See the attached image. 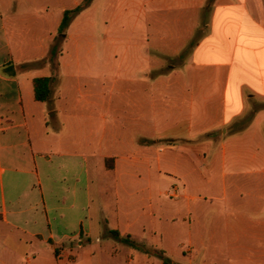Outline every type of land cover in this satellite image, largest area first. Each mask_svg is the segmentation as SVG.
Returning <instances> with one entry per match:
<instances>
[{
	"label": "crops",
	"instance_id": "crops-1",
	"mask_svg": "<svg viewBox=\"0 0 264 264\" xmlns=\"http://www.w3.org/2000/svg\"><path fill=\"white\" fill-rule=\"evenodd\" d=\"M83 2L0 0V264H263L264 0Z\"/></svg>",
	"mask_w": 264,
	"mask_h": 264
},
{
	"label": "rangeland",
	"instance_id": "rangeland-1",
	"mask_svg": "<svg viewBox=\"0 0 264 264\" xmlns=\"http://www.w3.org/2000/svg\"><path fill=\"white\" fill-rule=\"evenodd\" d=\"M62 42H63L62 40L57 41V44L59 46L58 47L59 53L63 52L62 50L64 47H63ZM166 64L167 65H180V64H182V62H180L179 60L177 61L175 59V60H169L167 63H161V67L163 69L161 71L167 70V67H165ZM260 106L261 105H259V107ZM58 120L59 121H57V122H53L54 126L60 124L59 122L61 121V118H59ZM176 177L179 178V175H176ZM104 180H105V178H104ZM109 182H111V181L105 180V182L103 183V187L105 188V190H104L103 194H100V195L97 192V188H94V186H93V189H92L93 209H95L96 206L100 203V200H106V199L113 198V192L114 191L111 190ZM172 182H173V184H177V183L179 184L180 181L178 179H176L174 181L172 180ZM153 183H157V180L155 178H153ZM243 184H245L244 189L240 190L237 196H242V197H244V199H247V205L246 206L240 205L238 207L244 209L245 212L254 213V214H261L262 216H264V173L258 174V175L253 176V177L246 178V181H244ZM154 190L156 192V189H154ZM169 191L172 193L171 188L169 189ZM181 192H182L181 190L178 191L179 194ZM206 192L207 191H205V190H202V189L196 190L195 188H194V190H189V194L194 195V196H200V197H203V196L208 197V194H206ZM217 196L218 195H214V198ZM170 197H173V196H167L168 199H170ZM210 212L216 216H222L225 213V207L223 206V204H221L219 202H217V203L214 202V206L212 207V210ZM238 212H239V210L235 209L234 206L227 205V214L230 213L232 215L230 218H234L235 214H237ZM254 219H255L254 220L255 222L245 223L246 224L245 227L242 228V226H241L238 228V230H241V229L251 230L252 227H250V226H253V225L254 226L258 225L261 228L262 226H260V225H262V224H259L258 222H256L260 219H263L262 223L264 225V217H261V216L257 217L256 216V217H254ZM232 224L238 225L239 223L234 222ZM216 225L219 226L220 222H216ZM263 229H264V226H263ZM253 230H256V229H253ZM253 230H251V231H253ZM259 230H261V229H258V231Z\"/></svg>",
	"mask_w": 264,
	"mask_h": 264
},
{
	"label": "trees",
	"instance_id": "trees-1",
	"mask_svg": "<svg viewBox=\"0 0 264 264\" xmlns=\"http://www.w3.org/2000/svg\"><path fill=\"white\" fill-rule=\"evenodd\" d=\"M92 1L93 0H84V2L81 5L73 8V9L66 10L64 12V15H63V19H62V23H61V26L59 29V33L64 34L65 31L70 26L72 20L80 12H82L86 7H88ZM57 41H58V38H57ZM57 52H58V44H56L52 47V53L57 54ZM52 82H53L52 77H44V78L35 79L34 87H35V97H36L37 101L47 102L49 100V98L51 97V93H52V89H51ZM252 117H253V115H250L249 117L239 121V123H237L233 127L232 131L238 132V131H242L245 128H247L252 121Z\"/></svg>",
	"mask_w": 264,
	"mask_h": 264
}]
</instances>
